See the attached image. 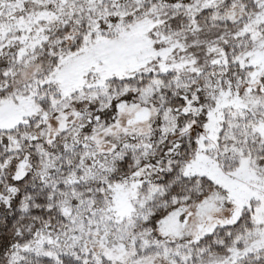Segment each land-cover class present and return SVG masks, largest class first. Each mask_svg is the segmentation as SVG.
Wrapping results in <instances>:
<instances>
[{
  "label": "snow or ice",
  "instance_id": "6c2138e0",
  "mask_svg": "<svg viewBox=\"0 0 264 264\" xmlns=\"http://www.w3.org/2000/svg\"><path fill=\"white\" fill-rule=\"evenodd\" d=\"M0 264H264V0H0Z\"/></svg>",
  "mask_w": 264,
  "mask_h": 264
}]
</instances>
